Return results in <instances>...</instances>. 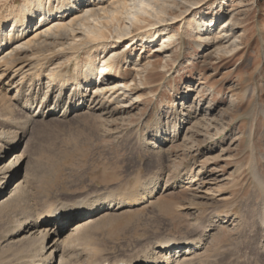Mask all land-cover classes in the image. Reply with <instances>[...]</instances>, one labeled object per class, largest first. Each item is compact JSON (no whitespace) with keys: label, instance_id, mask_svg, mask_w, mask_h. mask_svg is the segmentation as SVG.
<instances>
[{"label":"rangeland","instance_id":"1","mask_svg":"<svg viewBox=\"0 0 264 264\" xmlns=\"http://www.w3.org/2000/svg\"><path fill=\"white\" fill-rule=\"evenodd\" d=\"M80 1L81 6L68 13L64 10L69 7H62L57 11L46 8L41 16L40 12L32 14L29 26L19 29L23 34L0 48V59L15 49L30 55L40 42L51 44L57 31L69 45L108 27V44L93 49L94 61L102 65L105 57L121 53L127 80L136 76L137 85L124 88L117 80L114 92L96 95L94 88L102 78L94 73L91 79L96 83L88 94L105 101L107 113L88 105L61 115L69 104L68 84L54 117L42 114L29 123L30 130L17 149L3 158L16 157L18 173L13 180H23V186L12 187L5 195L12 190L10 199L0 203V264L38 261L41 242H17L31 231L18 230L21 223L24 226L48 213L58 202L114 201L157 176L160 188L150 202L133 208H123V204L101 217L96 214L90 217L94 221L72 232L68 244L76 248L80 264L112 263L139 249H158L186 239L207 245L197 264H264L259 222L264 191L248 173L254 157L264 168V0H94L95 5ZM23 2L0 0V39L13 28L12 10ZM169 9L175 12L165 14ZM115 10L119 20L112 19ZM159 17L165 20L157 22ZM212 19L214 25L209 24ZM217 35L222 38L218 40ZM166 36L172 44L164 52ZM63 57L51 58L50 67L62 62L67 76L77 72L85 78L93 68L82 69L74 58L68 67ZM86 61L88 54H82L80 62ZM152 62L158 63L160 74L142 80ZM1 71L0 97L12 100L19 83L5 85L14 79L13 73L7 79ZM49 73L46 68L37 81L26 80L24 94L29 85L38 89L39 80L42 86L32 110L23 107L24 99L17 104L26 113L0 106L13 113L0 111L7 116H0V148L7 139L17 138L21 122L11 120L17 123L24 113H37ZM188 108L194 111L190 117L185 114ZM76 223L58 229L63 240ZM66 254L67 250L63 259ZM53 264H59V258Z\"/></svg>","mask_w":264,"mask_h":264},{"label":"bare ground","instance_id":"2","mask_svg":"<svg viewBox=\"0 0 264 264\" xmlns=\"http://www.w3.org/2000/svg\"><path fill=\"white\" fill-rule=\"evenodd\" d=\"M87 1L90 2L93 1L92 4L90 5H93L94 3V0H87ZM50 2L51 0H24L23 5L21 7L12 10L13 28L11 29L7 37L0 39V48H2L3 46L5 48L12 42V39L19 38V36L23 34V33L20 34L19 29L21 27L23 29V27L27 28L29 26L32 19V14L36 12L38 13L40 12V16H41L45 14L46 8H48L49 11H57L59 8L61 9L62 7L63 8L69 7L64 10V12L68 13L71 10L78 9L82 4V1L80 0H57V4L55 3L56 5L55 4L52 5V3L50 4ZM118 12L119 11L116 10L113 11L112 19L114 18H116L117 20L120 19L118 18ZM174 12L175 9H169L165 11V14L171 15ZM60 14L62 15V13ZM144 19L147 20L146 18ZM164 20L165 19L159 17L157 22H163ZM209 24L214 25V19H212L209 22ZM216 30L217 28L215 29V31ZM106 31H109L108 27H106L105 30L97 29L96 31L92 32L89 36L84 38L82 41L71 43L69 45H65V43L60 40L64 37V35L62 32L57 31L54 34L55 36L52 38L51 44L47 42V40L40 42V44H37V46H34L31 49L30 51L31 56L28 54L22 55L21 51L15 49L14 51H11L8 54H4L0 59V68H2L1 75L5 76L7 74V79L9 78L11 73H13L12 77L14 79L17 76L21 77V78L19 77V80L17 81H14V79L11 81L12 79L11 78L10 81H8V83H5V85L8 86H12L15 83L16 84L19 83L18 85H15L16 94L13 95L14 97L12 96L13 97L12 100L15 99L17 102L16 101L13 102L12 100H10L11 97H9V99H7L8 97L6 98L3 97L4 95L0 97V106H4L6 109L10 108L9 110L14 109L13 112L15 111V109L17 110L19 106L17 103L20 102L21 99H24L23 107H25L28 110L29 109L32 110L35 103L38 102V95H39L38 93L40 92L41 89L40 87L42 86L39 80V83H37L38 89L35 88L36 90H34L33 87L29 85L27 93L24 94V87H26V80L28 78L29 79L32 78L37 81L38 79H40V75L42 74L43 69L45 70L46 68H48V70L50 71L49 73L50 78L48 79V83H47V91L46 92L44 91L45 93L43 95V99L40 102L38 109L36 108L37 113L35 111V113L33 114L30 112L25 114L26 110L24 108L21 109L19 107L20 109L18 108L17 112L22 110L25 112L24 113L25 116L18 117L22 119L20 120L18 119L17 123L16 121L14 122V120H11V122L15 124L21 122L20 125L18 124L19 129H18V135L16 136L17 138L12 140L7 139L6 143L1 145L0 198L3 197V199H0V203L10 199V196H12V190L8 196L5 195L7 192L10 191V189H12V187L13 189H18L19 187L23 186L22 185L23 180L20 179L16 182H14L13 180L16 174L18 173L16 166L19 163L18 160L15 159L16 157L9 159L8 161H4L3 158L5 159L11 151L14 152V150L17 149L19 141H21L22 137H25L27 132H29L30 130L29 123H32L33 121L36 122L35 120L38 119L37 117H40L42 114L46 118L47 117L50 118L54 114H56V112L59 110V107L62 104L64 96L66 95L68 84H70V88H71V89L69 88V96L67 98V102L69 101V104L68 106H66V109H63L64 112H62L61 115L68 113V110L70 108H71V112H74L77 111V108L82 109L84 108V106H88V105L89 108H93L96 111L107 113L105 110L106 108H104V105H102L105 101L102 100L99 101L98 99L95 100L93 94L92 95L88 94L89 88L92 87L91 85L96 83V80L94 81L91 79V76L94 73L96 74L97 77H103L101 79V85L96 86L94 88L96 89L94 91L96 95L99 94V91H101L102 93L105 91L113 90L114 92L115 89L117 88L116 86L117 80H119L118 83L124 84V88L129 87L130 89H134L133 87L137 85V83L135 82L136 76L131 79V82L129 81L130 83L128 82L127 77L120 64V62L122 61V59L120 58L122 56L121 53L114 52V56H112L109 59H105L106 58L105 57L104 58L105 60L102 59L103 60L102 65L101 64L98 65L96 61H94L96 55H94L93 49L98 48L100 45L105 46L106 44H108L105 41L107 38ZM218 34H221V32H219ZM156 35L157 34L155 32L154 34L151 35V37H155ZM220 37L221 36L217 35L218 40H220ZM166 39L164 40V43L162 45L164 46L163 47L164 52H166V50L169 49V45L172 44L170 38H168V40ZM60 45L62 47L57 48ZM198 45L200 46L201 44ZM58 54L64 56L63 59H66L68 67L72 63L70 60L74 58L77 61L76 62L77 66H80L82 69L86 68L88 65H91L93 68L86 73L85 78H82L81 75L78 74L77 72L71 73L70 75L67 76L63 72V69L61 68L65 65L62 64V62L56 64V66L50 67L51 66L50 59ZM82 54H86V55L88 54V61L84 63L80 62V57ZM157 66L158 63L156 62L150 63L148 67L145 69L146 74L143 75L142 80H148V79L151 80L153 79L154 76L159 75L160 71L157 70ZM104 78L107 79L104 80ZM131 83L133 84V87ZM110 84H112L113 86H109ZM84 88H86L85 92H83ZM54 92H56L55 99L53 100V104L51 105L49 104V102L52 93ZM93 100L95 101L93 102ZM1 108L2 107H0V109ZM2 110L4 109L2 108L0 111L2 112ZM6 111L4 110V112ZM193 112L194 111H192L191 108H188L185 114L186 116L190 117ZM8 113L9 115L13 114L11 113V111H9ZM4 115L5 114H2L0 116H4ZM17 115H21V114L17 113ZM5 117L7 118V116H4L2 119H4ZM5 120L7 121V119ZM2 133L3 132L1 131L0 138H2ZM252 149H253L252 152H254L253 147ZM254 158H252L249 162L250 165L248 167V173L252 176V178H254V180L261 186L262 190L264 191V176H262L263 175L262 169L264 168L259 167L260 165L258 166L254 162ZM261 158L264 159V155H261ZM160 179L161 178L159 176L155 178L149 177L145 179L142 183L138 184L127 196H123V195L118 196L115 199L117 203H115L116 202L115 200L112 201L113 198L112 199L109 198L110 200L104 198L103 199L99 198L95 200L82 199L77 201L76 203L58 202V204L57 205L55 204L56 206L51 208L48 213L39 215V217L35 220L33 219L32 222L29 221L27 224L24 223L25 224L24 226L23 223L20 222L22 225L20 226L21 228L18 230V232H21L22 229L25 230L26 228H29V230L31 231L29 234L21 236V238H18L16 241L17 242L29 241L30 243L32 242L31 243L32 245L37 244L38 241L39 244L41 242V247L39 246L41 248V249L39 248L41 250V252H39L40 255L37 254L38 252L37 253L35 252L37 254L36 256L39 257L41 256V257L40 258L37 257L38 261H35V263L33 264H51V263L53 264L54 262L57 261L58 258H59V264H77V263L80 264L81 263V262L79 263L80 259L79 260L75 259L76 253L73 249L76 248H73V246H69L68 244L72 232L78 231L80 230L81 227L94 221V219H90V217L92 218V216H95L96 214H99L101 217L104 216V214H107L109 211H114L113 208H120L123 204H126V206L123 208L126 207L133 208L136 207L137 205L150 202L155 197V194L158 192L160 188ZM86 210H90V211H86ZM56 213L60 215L57 218H55ZM72 221H76L77 223L73 227H71L72 231L69 234H66L65 235L66 238L63 240L62 237L64 235L62 236L59 230L62 227H68L69 223H71ZM259 222L263 227V235H264V206L262 207L261 217ZM61 245L65 249L62 248ZM176 245L178 246L177 248L174 247ZM29 246L32 247L31 245ZM205 246L207 245H205V243L202 241H196V240L192 241L190 239H186L185 241L174 243L173 246L169 244V245H163L158 249L156 248L153 249V247L139 249L134 253L129 254L126 257L120 258L112 263L110 262L97 263V261L96 263H93L89 260L90 262L87 261L86 264H197L196 260L200 259L199 255H201L202 252H206ZM262 246H264V238L262 239ZM65 250H67V254H66V258L63 259L62 256ZM35 258L36 257H34V260H36ZM148 259L154 260V262L151 263L145 261ZM72 261H74L75 263H72ZM204 263L206 262H203V264Z\"/></svg>","mask_w":264,"mask_h":264}]
</instances>
